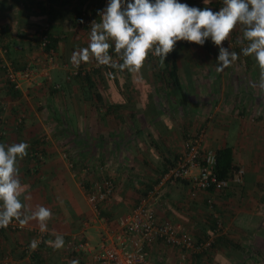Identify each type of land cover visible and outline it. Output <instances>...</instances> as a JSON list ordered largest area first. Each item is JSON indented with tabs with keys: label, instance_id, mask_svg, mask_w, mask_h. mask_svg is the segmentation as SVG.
<instances>
[{
	"label": "crops",
	"instance_id": "0c3cea01",
	"mask_svg": "<svg viewBox=\"0 0 264 264\" xmlns=\"http://www.w3.org/2000/svg\"><path fill=\"white\" fill-rule=\"evenodd\" d=\"M108 2L0 0V143L29 145L28 155L19 161V178L30 196L26 201L22 196V202L31 211L43 206L53 214L46 230H41L36 220L27 224L45 235L33 258L25 253L33 234L0 233V264H71L73 260L91 264L92 253L68 252L66 243L74 238L86 241L93 249L115 245L119 215L136 206L126 208L128 198L125 190H120L123 182L127 177H133L136 184L137 179L158 180L185 150L184 142L177 143L175 137L186 139L194 130L203 133L207 150L231 147L234 166L244 171V176L240 184L233 181L227 190L214 195V214L223 226L214 231L210 254L189 257L186 264H264V89L253 86L258 84L261 70L254 56L242 54V47L247 46V41L240 43L242 27L238 25L232 32L239 46L227 48L239 58L222 72L217 71L219 48L212 41L206 40L203 46L177 42L175 56L187 105L182 106L174 96L170 101V90L165 92L170 103L165 109L159 99L162 92L147 90L152 88L151 78L158 74L148 57L139 72H129L134 90H125L119 83L118 78L127 69L109 73L94 59L79 67L70 62L72 53L90 42V33L81 22L82 12L91 11L100 20L99 12ZM179 2L216 11V0L208 5L203 0ZM45 23L50 24L49 51H44L36 39ZM113 49L114 44L109 49L112 57ZM51 51L52 65L48 63ZM7 65L16 71L31 67L34 76L20 80L16 86L8 78ZM75 70L79 75L72 74ZM88 74L97 84L92 89L88 79L83 80ZM12 84L18 99L13 98ZM21 116L25 118L23 123L17 122ZM149 131H154L153 135ZM114 146V151L121 150L122 154L123 164L113 171L119 185L114 200L101 206L98 216L82 185L88 177L84 170L97 164L94 167L103 166L106 176L113 177L108 151ZM165 146L170 150L157 155ZM38 153L43 159L36 161ZM172 187L176 193L171 194L169 207L176 209L177 217L196 238L210 235V212L204 215L200 209L201 199L209 193H200L194 199L190 180ZM180 191L187 193L191 203L183 200ZM174 198L186 204L179 205ZM196 210L203 218L196 216ZM160 212L158 209L157 214ZM57 234L65 241L61 249L49 243Z\"/></svg>",
	"mask_w": 264,
	"mask_h": 264
},
{
	"label": "clouds",
	"instance_id": "9594fccd",
	"mask_svg": "<svg viewBox=\"0 0 264 264\" xmlns=\"http://www.w3.org/2000/svg\"><path fill=\"white\" fill-rule=\"evenodd\" d=\"M208 5L210 0H203ZM100 20L91 23L90 42L87 47L74 51L70 62L79 67L94 59L98 64L139 72L149 53L164 61L178 41L203 46L209 38L219 48L217 71L222 72L238 60L235 51L223 47L233 30L242 27L244 56H254L261 70L258 86L264 89V0H223L219 11L210 7H191L179 0H109L99 12ZM114 51L123 63H117L109 54ZM27 143H0V228H6L13 220L21 225L36 220L41 230H46L52 218L50 209L38 206L31 211L22 202L30 196L20 181L19 161L27 155ZM54 249L65 245L57 234L49 242ZM36 242L31 243L35 248ZM71 264H79L73 260Z\"/></svg>",
	"mask_w": 264,
	"mask_h": 264
},
{
	"label": "built area",
	"instance_id": "2783aa9c",
	"mask_svg": "<svg viewBox=\"0 0 264 264\" xmlns=\"http://www.w3.org/2000/svg\"><path fill=\"white\" fill-rule=\"evenodd\" d=\"M222 6L223 0H216V11H219ZM93 21L98 23V16L91 11L82 12L81 22L89 33H91V23ZM36 39L44 51L50 50V24L45 23L38 29ZM179 42L190 43L187 41ZM222 46L230 49L234 48L239 46V40L237 36L231 33ZM149 55L152 54L149 53ZM53 57L54 52L51 51L48 55L50 65L54 62ZM5 69L9 80L16 86H18L20 80H30L34 76L31 67L16 71L7 65ZM72 74L77 76L79 72L75 70ZM23 118V116L19 118V123L23 122ZM203 137V134L189 136L185 142L184 152L174 160L173 164L161 176L154 189L141 198L130 212L118 218V230L116 236H114L115 245L103 244L101 248L93 249L86 241L72 238L66 243V250L71 253L79 251L92 253L91 264H156L148 252V247L162 243L167 247L178 250V264H186L191 255L201 253L208 248L211 241L201 243L184 225L170 220L161 221L158 218L156 209L163 191L166 190L165 188L175 186L183 181H191L190 192L191 196L195 198L200 193H209L211 196V189H214L215 192H221L230 185V181L218 179L216 154L204 147ZM42 159L41 153L35 156L36 161ZM84 171L88 176L82 182L86 190L87 201L99 216L100 207L114 200L116 184L111 177L105 175L103 166L86 168ZM237 175V181L241 182L244 171H239ZM210 196H208V199L209 203L212 204ZM4 231L16 234L23 232L33 234V241L36 242L37 246L33 248L30 245L26 248L25 253L28 258H33L45 240L44 232L29 228L27 224L21 225L16 220H13L6 228H0V233Z\"/></svg>",
	"mask_w": 264,
	"mask_h": 264
},
{
	"label": "rangeland",
	"instance_id": "374dc122",
	"mask_svg": "<svg viewBox=\"0 0 264 264\" xmlns=\"http://www.w3.org/2000/svg\"><path fill=\"white\" fill-rule=\"evenodd\" d=\"M113 59L117 63L120 61V58L117 57V56H113ZM103 66H105V65H103ZM118 80H120L119 81L120 84L121 83L123 84V87H124L123 89H125V90L133 89L134 90V88H135L134 87V81H133L134 78H132V75L129 74V71L128 70L123 71V74L121 75V77L118 78ZM151 81L152 82H151L150 85L152 86V88L151 89L148 88L147 89L148 92H149V90H151L152 92H154V90H157V89L160 90L162 92L161 95H163V98H161V95H160V98L159 99L160 100L162 99L163 108L167 109L169 107V104L170 103H169V100L166 99L167 96H166L165 92L167 90L165 88V85L163 84V81L161 80V78H156V77L151 78ZM98 84H100V83H98ZM177 115L175 116V118L177 117ZM166 116H168L169 118H171V116L169 114H166ZM17 122H19V120ZM152 132H154V131H149L150 135H153ZM178 133L179 132L176 131V136L178 135ZM196 134H203V133L202 132H198V130H196V131L194 130V131H191V133L188 135V137L189 136H192V135H196ZM188 137L185 139L184 137L180 138V136H177V137H175V139L177 138L176 139L177 143H178V141L179 142L181 141V143L184 142V145H185V142L188 139ZM111 142H115V139H114V141H111ZM115 147L116 146L112 147V149H110L108 151L109 152V155H110L109 158H110V161H111L109 163V166L111 167L110 172H111V174L113 176L111 178L114 179V180H115V178H114V174L113 173L115 172V170L117 168H119L120 164H123V162H122V154L120 153L121 150H118L117 152H115L114 151ZM105 148L106 149L109 148L108 143H107V146H105ZM163 150H166L164 152H168L170 149L168 147H166V146H165V149L160 148L158 150L159 152H156L157 155L162 156ZM169 153L173 154L172 152H169ZM73 164H75V163H73ZM84 166H86V165H84ZM94 166H97V164L96 165H93L92 164V167L93 168H96ZM99 166L100 165H98V167ZM104 171H105V169H104ZM125 174H128V173H125ZM105 175H106V172H105ZM135 182L136 181H134V178L133 177H127L126 182H123L122 187L120 189L121 191H124L125 190L124 191L125 197L128 198V202L129 203H128V207H126L127 209L128 208H132L133 206H135L139 202V200L145 196V192L147 193L149 191L148 190L149 184L152 183V181H149V180L148 181H145L144 180L142 182V181H140L138 179H137V182L138 183L136 184ZM115 184H116V192H117V189H118V185L119 184L116 182V180H115ZM165 189L166 190L163 191V195H161V197H160V199L158 201L157 208H156L157 211H158V209H160V211H161L160 214L158 215V218L160 220H170V221H173L175 223H180V224L184 225L182 223V220L177 217L178 213H177L176 209L174 207H169V204L171 203L169 199H172V197H170V196H171V194L173 192L176 193V191L174 190L175 188L171 186V187H168V188H165ZM178 190L179 189H177V191ZM124 193H122V195H124ZM180 193L183 194V198H184L183 200H185V199H186V201L189 200V203H191L190 198L188 197V195H187V193L185 191L184 192H181L180 191ZM177 194H179V191L177 192ZM208 196H210V195H208ZM206 198L208 199V197H205L204 199H201L202 201H200V203H201L200 209L202 210V212L204 213V215H205V213H207V211L210 212V213L213 212V211H215V209H211L210 210V208H207L206 207V205H205V202L207 201ZM209 198L213 199V202H214V195L212 196V194H211V196ZM177 199L179 201L177 204H179V205L186 204V203H182V201L179 200V198H177ZM177 199L174 198L175 201ZM194 199H197V198H194ZM130 211L131 210H128L127 212L121 213L119 215V217L121 215L125 214V213L130 212ZM210 213H208V214H210ZM172 214H174V215H172ZM197 215H198V217L200 216V218H203V217H201V216H203V214L201 212L199 213L196 210V216ZM148 252H149L152 260L154 262H156L157 264H178V261H179V251L176 250V249H174V248L166 247V246H163V245H160V244H154L153 246H150L148 248Z\"/></svg>",
	"mask_w": 264,
	"mask_h": 264
},
{
	"label": "trees",
	"instance_id": "16d2710c",
	"mask_svg": "<svg viewBox=\"0 0 264 264\" xmlns=\"http://www.w3.org/2000/svg\"><path fill=\"white\" fill-rule=\"evenodd\" d=\"M233 35L236 36L235 33ZM208 40L211 41L210 38ZM183 44L189 45L188 43H183ZM112 51H113L114 56H117L114 49ZM176 53H177V51L174 48V50L168 54L167 58L164 61H161V59L159 57H155L153 55H148V62L153 67L154 71L155 70L158 71V74H155V77L161 78V80L163 81V84L165 85V88L168 92L171 90V92L168 94L169 100H171V99L173 100L172 96H174V98H176V100H178L179 103H181L182 106H184V105H187V100L185 98V93H184L183 87L180 83V76H179L180 67H179V63L177 60V56H175ZM102 68H103V70L106 69V71H108L109 73H114L117 70V68H112L110 66H104ZM96 73L99 75V73H100L99 70ZM97 74H96V76H97ZM89 77H91V76H89V74H88L87 78H83V80L86 81V79H88L87 80L88 85L92 89L97 84L95 81H93ZM12 87H13L12 89L15 93L13 95V98L18 99V96L16 95L17 92L15 91L16 88L13 84H12ZM22 120L24 122L25 118H23ZM2 124H3V122H2V119L0 117V126ZM215 154L217 157L216 172H217L218 179L219 180H228V181H230V183H232L234 181V182L240 184L241 182H238L237 178H236V175L238 174L239 169L234 166L233 149L231 147H225V148H222V149L216 151ZM169 167L170 166H168V168ZM167 169L163 172V174L167 171ZM160 178L158 180H156L155 182H152L151 184H149V187H148L149 191L154 189V187L159 183ZM114 183H115V181H114ZM229 186L226 187L223 191L227 190L229 188ZM210 191H211L212 196L215 195L216 193L223 192V191L215 192L214 189H211ZM148 192L147 193L145 192V196L148 194ZM205 205L207 208H210V210L215 209V202H213V199H212V204H210L209 199H207V201L205 202ZM214 213H215V211L211 212L208 215V221H209L210 225L212 226L213 232L210 235L206 234V235H203L202 238H197V240H199L201 243H207V242L211 241V245L208 248L204 249L201 253L193 254L190 257L197 259L199 256L209 255L210 252L212 251V249L214 247V242H215L213 239L214 234H215L214 231L221 230V228L223 226L222 222H221V218L219 216H216V214H214Z\"/></svg>",
	"mask_w": 264,
	"mask_h": 264
}]
</instances>
